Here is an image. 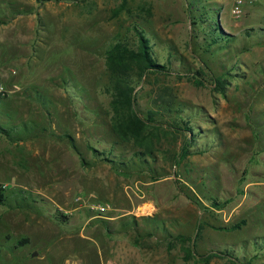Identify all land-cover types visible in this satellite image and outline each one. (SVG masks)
I'll use <instances>...</instances> for the list:
<instances>
[{
    "label": "rangeland",
    "instance_id": "obj_1",
    "mask_svg": "<svg viewBox=\"0 0 264 264\" xmlns=\"http://www.w3.org/2000/svg\"><path fill=\"white\" fill-rule=\"evenodd\" d=\"M233 1L0 0V264H264V7L235 19ZM213 19L231 41L209 43ZM135 26L167 66L135 106L174 126L147 159L106 91Z\"/></svg>",
    "mask_w": 264,
    "mask_h": 264
},
{
    "label": "trees",
    "instance_id": "obj_2",
    "mask_svg": "<svg viewBox=\"0 0 264 264\" xmlns=\"http://www.w3.org/2000/svg\"><path fill=\"white\" fill-rule=\"evenodd\" d=\"M128 0H122L120 10L126 8ZM203 16L193 18V23L204 24ZM213 23V24H212ZM209 24L207 31H210V44H215L231 41L232 35L226 33L217 19H213ZM134 33L137 36L135 47H132L128 42L117 40L106 50V69L109 74L110 83L106 87V91L110 94V108L112 112V127L115 133L124 141L133 142L139 150L136 156L140 159H147L153 156L156 149V143L160 140L162 134L167 135L172 131L171 127L166 130V126L158 122L155 118L156 112L149 110L148 116H142L137 110L136 104V87L137 79H143L147 73H164L167 66L160 64L154 57L153 48L150 38L144 29L137 26L134 27ZM224 77L215 79L216 85L222 88L224 86ZM156 103L162 106L169 98L158 93ZM186 145L182 152V157L190 153V148ZM97 153V151L95 150ZM106 159H109L108 157ZM5 200V189L0 187V202ZM223 208V205L215 202ZM243 221L232 224L229 228L237 229L242 226ZM201 226L198 231V236L201 233ZM181 244V249L185 253L187 260L195 258L193 252V238H189L183 234L177 237ZM23 239L20 243L26 242ZM257 244V242H256ZM217 256V253H209L203 257L204 263L208 264L210 260Z\"/></svg>",
    "mask_w": 264,
    "mask_h": 264
},
{
    "label": "built area",
    "instance_id": "obj_3",
    "mask_svg": "<svg viewBox=\"0 0 264 264\" xmlns=\"http://www.w3.org/2000/svg\"><path fill=\"white\" fill-rule=\"evenodd\" d=\"M262 4L264 7V0H234L231 7V14L235 19L242 18L247 13V8L255 4ZM5 87L0 84V94H3ZM5 188V185H0Z\"/></svg>",
    "mask_w": 264,
    "mask_h": 264
},
{
    "label": "crops",
    "instance_id": "obj_4",
    "mask_svg": "<svg viewBox=\"0 0 264 264\" xmlns=\"http://www.w3.org/2000/svg\"><path fill=\"white\" fill-rule=\"evenodd\" d=\"M259 4H260V3H259ZM260 5H261V6H263L262 4H260ZM230 11H231V10H230ZM30 19H32V18H30ZM2 20H3V18H2ZM258 185H261V184H259V183H258ZM262 185H264V182H263V184H262Z\"/></svg>",
    "mask_w": 264,
    "mask_h": 264
},
{
    "label": "water",
    "instance_id": "obj_5",
    "mask_svg": "<svg viewBox=\"0 0 264 264\" xmlns=\"http://www.w3.org/2000/svg\"><path fill=\"white\" fill-rule=\"evenodd\" d=\"M37 254V252H35L33 255H36Z\"/></svg>",
    "mask_w": 264,
    "mask_h": 264
}]
</instances>
